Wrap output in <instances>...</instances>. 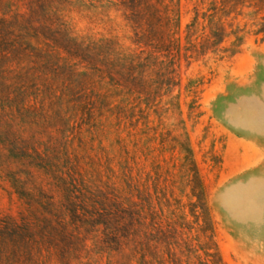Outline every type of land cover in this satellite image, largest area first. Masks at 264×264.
Masks as SVG:
<instances>
[{"label": "rangeland", "instance_id": "374dc122", "mask_svg": "<svg viewBox=\"0 0 264 264\" xmlns=\"http://www.w3.org/2000/svg\"><path fill=\"white\" fill-rule=\"evenodd\" d=\"M221 9L0 0V264H140L104 213L131 178L167 232L148 260L205 262L190 160L223 263L264 264V10Z\"/></svg>", "mask_w": 264, "mask_h": 264}, {"label": "trees", "instance_id": "16d2710c", "mask_svg": "<svg viewBox=\"0 0 264 264\" xmlns=\"http://www.w3.org/2000/svg\"><path fill=\"white\" fill-rule=\"evenodd\" d=\"M216 1L217 0H215V3ZM219 3L221 4V11H223L224 14H232L239 8H253L256 11L251 14L255 17L260 11L264 10V0H219ZM172 21L174 20L172 19ZM196 22L197 19H195L193 23ZM257 34H264V24H261ZM3 44V40L0 36V57L7 58L12 53L8 52L6 49L2 50L1 48ZM0 86L3 88V91L11 89V85H1L0 83ZM187 151L191 154V150L187 149ZM190 163L194 167V171H192L193 181L199 183V185L193 189V196L197 199L196 208L199 210V217L204 222L202 232L207 239V243L204 246L206 261L201 264H224L217 251L215 243V225L207 203L204 187L200 181L199 173L194 162L190 160ZM68 179L71 183L73 182L69 176ZM62 182L65 183L66 180L63 179ZM126 188L127 191L125 193L127 194V197L123 201L116 203V205L114 204L115 206H112L114 210L109 209V212L105 211L104 213H107V216L113 218L115 216L120 220L130 221V224L126 225L134 230L129 236L133 237L132 241L135 244L136 252L140 256L139 263L153 264L148 258H155L153 253L155 249L153 248L154 242L165 239L164 237L167 232L163 229L158 230L156 228L157 223H155L154 220L157 216L151 208L152 206L147 190H141L140 187L134 183L133 178L129 179ZM135 197L139 199L140 203L133 201ZM67 200H70L69 195L67 196ZM75 210L77 211L78 209L75 208ZM108 229L109 228L106 227V230ZM118 231L121 232V230ZM154 231L156 232L155 236L152 234ZM123 237L126 238V240L129 238L128 236Z\"/></svg>", "mask_w": 264, "mask_h": 264}]
</instances>
